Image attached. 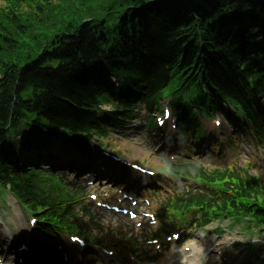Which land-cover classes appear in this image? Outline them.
Masks as SVG:
<instances>
[{"label": "trees", "instance_id": "obj_1", "mask_svg": "<svg viewBox=\"0 0 264 264\" xmlns=\"http://www.w3.org/2000/svg\"><path fill=\"white\" fill-rule=\"evenodd\" d=\"M1 1L0 190L57 229L73 230L59 210L79 190L69 193L54 173H19L4 147L12 133L28 149L50 145L44 136L51 134L102 145L114 130L110 114L93 112L108 104L105 76L117 78L122 96L143 94L148 109L173 89L179 110L180 99L217 112L225 105L246 115L260 110L264 0ZM190 171L221 198L194 196L183 208L206 209L207 221L248 218L264 228L257 177Z\"/></svg>", "mask_w": 264, "mask_h": 264}, {"label": "rangeland", "instance_id": "obj_2", "mask_svg": "<svg viewBox=\"0 0 264 264\" xmlns=\"http://www.w3.org/2000/svg\"><path fill=\"white\" fill-rule=\"evenodd\" d=\"M1 4V1H0ZM223 124V129L218 135H214V138L217 142H219L221 147H227V144L225 143V140L223 138L225 137L226 133L229 134L228 127ZM203 123L200 124L202 126ZM141 130L138 131H130V132H121L119 134L112 133L106 140H104V144L107 146V149L117 153L121 156H123L125 159H130L138 163H142L144 165H148L151 168H159L161 167V162L159 161L157 153L154 151V148L156 147V144L149 140L147 137H142ZM134 135V136H133ZM133 136V137H131ZM234 137V136H233ZM235 145H236V153L238 154V158L236 163L234 164V167L237 165V169L243 168V165H250L252 164V159H255L256 164L252 165L250 169V175H257L261 182L264 184V159L261 158V156L257 153L254 154L249 148L251 147V144H246L242 142V136H235ZM158 139V138H157ZM221 141V142H220ZM201 142H205L206 144L204 146L209 145V140L202 139ZM251 142V141H250ZM210 146V145H209ZM215 149V144L212 145ZM24 146L17 145L15 148V151L22 152V149ZM97 146L95 145V142L89 143L88 148L85 150L86 153H90L91 159L94 160V157H100V153L97 150ZM248 150V153L241 152V149ZM222 149V148H218ZM209 150V149H208ZM84 151V152H85ZM219 153H222L220 151ZM36 153L31 151L30 156H34ZM21 157V155H20ZM218 163L221 166H228V162L225 161H218ZM83 177H80V180H83ZM87 204V203H85ZM21 214V219L16 217V211ZM27 217V213L16 203L14 198L5 193L3 195H0V231L2 232V226L4 224L10 225L12 230L17 232L19 230V227L17 224L20 222L24 224V227L26 228V222L25 219ZM101 223L103 220L101 219ZM117 220V218H116ZM15 227L17 228L15 230ZM219 229L220 233H217L215 230ZM239 225H236L232 227L230 225V222L228 221H222L220 223H213L210 227L206 228L205 230L201 231H194L192 233H188L186 238H190L189 241L185 243L186 246H188L190 243H204L206 246H209L210 249L214 248V252H218V254L222 253L224 251L225 247H233V246H239V243L241 241H248L242 232L239 231ZM112 231H114V227H112ZM254 244V247H257L254 250H249V256L252 257L254 253L255 255H259L260 250H264V238L258 237L256 242H250ZM178 249L180 251L183 250V246H176L173 247V249ZM208 252V251H207ZM39 255V254H38ZM167 254L160 259V261L165 260ZM209 258V257H207ZM213 260L214 258L211 257ZM258 258V257H257Z\"/></svg>", "mask_w": 264, "mask_h": 264}, {"label": "bare ground", "instance_id": "obj_3", "mask_svg": "<svg viewBox=\"0 0 264 264\" xmlns=\"http://www.w3.org/2000/svg\"><path fill=\"white\" fill-rule=\"evenodd\" d=\"M90 156V154H89ZM86 162V161H85ZM87 164V162H86ZM130 181H132V179H130ZM16 211V210H15ZM16 217L19 218V220L21 219V214L19 212L16 211ZM19 225V229L18 230V235L19 237L23 235L24 239H22L23 243H25V246L28 248V253L25 254V255H28L29 254V257L30 255H36V253H43V254H51L50 251H46L44 248L42 247H35L33 244H32V238L31 236L26 233V231L24 230V227L21 225V224H18ZM3 234L1 233L0 234V238L2 239L3 238ZM203 253V251L200 249V248H197L195 250V261L194 262H187L185 259H179V263L180 264H197V260L198 258L200 257V255ZM181 255L183 257L186 256V254H182ZM40 260V259H39ZM44 264H61L58 259L56 258L55 254L53 253L50 257L49 255H47V258H44L43 260H41ZM40 261H35L34 263H28V264H38ZM70 264V262H69Z\"/></svg>", "mask_w": 264, "mask_h": 264}]
</instances>
